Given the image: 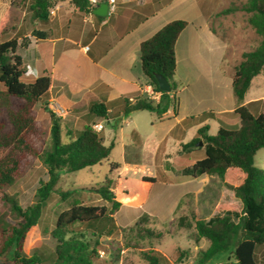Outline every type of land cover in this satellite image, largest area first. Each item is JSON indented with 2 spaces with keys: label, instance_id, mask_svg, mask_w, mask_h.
Returning <instances> with one entry per match:
<instances>
[{
  "label": "trees",
  "instance_id": "16d2710c",
  "mask_svg": "<svg viewBox=\"0 0 264 264\" xmlns=\"http://www.w3.org/2000/svg\"><path fill=\"white\" fill-rule=\"evenodd\" d=\"M80 12H92L89 0H71ZM52 10V0H31L29 11L35 20L48 21ZM243 11L248 15V23L262 38L257 48L245 52L235 69L232 86L235 98L243 102L252 80L264 69V0H248ZM101 21V18L93 15ZM188 23L175 20L140 45V61L143 75L155 91L161 92L159 101L148 97L135 102L122 99L124 117L141 111L155 112L163 118L170 106H176L175 95L179 86L175 81L177 61L176 44L180 34ZM5 23L0 24V109L8 112L13 130L5 132L0 120V204H8L18 218L15 225L2 228L3 243L0 259L6 258L12 264H96L103 248L100 239L113 238L120 228L115 213L121 204L111 188L110 180L98 189H93L108 206L74 204L62 211L56 220L51 237L56 241L54 251L46 254L35 253L27 256L24 241L27 234L36 227L41 219L43 208L51 194L55 192L63 173H74L108 161L114 143L105 145L104 137L89 123L81 130L67 128L64 138L61 120L49 108L53 79L71 82L59 73L44 72L32 82H25L27 68L23 57L18 53V40L1 41L6 32ZM163 76L171 85V92H162L155 75ZM23 102L17 110L12 108V100ZM88 114L93 118L107 121L110 118V105L87 93ZM43 103L42 110L49 116L50 147L41 151L35 139L36 123L34 107ZM234 114L239 116L238 128L221 126L216 135L208 134V126L198 130V138L183 144V151L204 143L205 157L184 170V174L199 178L201 176L218 177L226 188L233 191L241 201L240 212L226 210L222 215L209 220H197L195 230L200 239L209 242V247L200 254L198 264H216L234 261V264H264V257L257 254L264 246V170L256 165L257 152L264 149V113L255 115L247 106H241ZM211 112L201 117H213ZM40 160L47 169L49 181L37 190L38 201L23 209L17 200L8 195L7 190L20 179L34 160ZM112 170L121 167L111 164ZM233 173V181L227 180ZM157 183L155 177H143V187L150 190ZM63 199L76 193L59 192ZM149 217V216H147ZM146 221L147 219L144 218ZM179 224L183 227V220ZM188 227H191L190 225ZM147 236L159 239L161 233L154 234L146 230ZM151 250L143 254L148 264H162L164 256Z\"/></svg>",
  "mask_w": 264,
  "mask_h": 264
},
{
  "label": "rangeland",
  "instance_id": "374dc122",
  "mask_svg": "<svg viewBox=\"0 0 264 264\" xmlns=\"http://www.w3.org/2000/svg\"><path fill=\"white\" fill-rule=\"evenodd\" d=\"M203 7L213 9L212 26L230 43L229 54H232L233 45H238L244 52L254 50L260 44L262 38L258 36L248 23L249 15L243 11L248 0H198ZM31 0H0V24L5 23L6 32L2 39H17L22 47L20 54L25 57L26 67L29 69L23 81H33L32 58L34 57L33 31L47 30L42 21L35 20L29 11ZM71 0H52V18L61 16L64 24L67 19L73 21L76 16L68 15L73 8ZM187 6V5H186ZM185 6V9L188 7ZM184 9V6H183ZM184 9V10H185ZM185 12V11H184ZM65 14V15H64ZM185 16V13H182ZM64 16V17H63ZM46 32V31H45ZM53 33V31H49ZM55 32H60L57 29ZM74 49H77L76 47ZM257 79L264 80V74ZM65 89L54 87L51 92L53 101L62 105L64 116L61 120L63 137H66L67 128L81 130L90 123L88 114L89 103L82 93L78 95V101L68 102L69 98L63 92ZM264 96V86L261 89L253 88L248 98ZM48 101V106L50 104ZM23 102L12 100V108L17 110ZM44 104L38 103L34 107V120L36 123L35 139L41 151L50 147V121L49 116L42 110ZM49 108V107H48ZM153 113L146 111L138 113L135 123L129 120L122 127V133H118L115 147L111 151L108 161L83 169L74 173H63L53 192L46 202L41 219L36 227L27 234L24 241V252L27 256L35 253H50L54 251L56 241L51 237L58 215L74 204L108 206L102 197L94 191L110 180L111 188L120 202L121 207L115 213V219L120 232L113 238H102L100 242L103 248L100 250V258L96 264H148L143 254L154 250L159 256H164L162 264H198L200 254L209 247V242L200 239L195 230L197 220H209L214 216L222 215L226 210L240 212L242 203L234 197L233 191L225 187L218 177H208L204 183V177L193 178L185 175L183 170L205 156L204 143L190 148L193 155L185 157L181 146L180 151L174 148L172 155L165 158L161 154L154 155L157 145L154 141L135 145H129L134 125L144 136L151 130ZM0 120L3 122L5 132H12L13 125L8 118L5 108L0 109ZM193 121L192 118L188 119ZM93 121H97L93 118ZM102 121V120H99ZM196 123L199 120H195ZM210 135L217 134L218 127L209 120ZM103 129L99 131L109 146L114 141V122H102ZM104 130V131H103ZM198 138V135L195 139ZM164 145L162 146V148ZM165 148V147H164ZM126 149V151H125ZM151 153L152 155H149ZM137 161H134L135 159ZM256 165L264 167V149L257 152ZM112 163L121 165L118 169L111 167ZM131 163H134L132 166ZM264 170V168H263ZM143 177H155L157 183L148 190L142 185ZM233 173L227 175L228 181H233ZM49 177L47 169L38 159L34 160L27 168L23 176L10 188L8 195L14 197L21 208L27 209L37 203V190L43 183H47ZM94 189V190H93ZM71 197L63 199L59 192L73 191ZM149 216V217H147ZM146 218L147 221L144 219ZM183 220V227L179 224ZM18 218L12 208L5 203L0 204V249L3 243L2 228L9 224L15 225ZM191 227H188V226ZM146 230L154 234L161 233L159 239L147 236ZM260 257H264V246L257 250ZM0 264H12L6 258L0 259ZM44 264H51L46 262ZM216 264H234V261L218 262Z\"/></svg>",
  "mask_w": 264,
  "mask_h": 264
},
{
  "label": "crops",
  "instance_id": "0c3cea01",
  "mask_svg": "<svg viewBox=\"0 0 264 264\" xmlns=\"http://www.w3.org/2000/svg\"><path fill=\"white\" fill-rule=\"evenodd\" d=\"M183 6L184 9L185 6L188 8L184 10ZM70 11L68 15L77 17L73 21L67 19V24H64L61 16H50L48 21L41 22L46 27V32H32L35 40L31 63L33 81L44 72L59 73L71 84L53 79L51 92L54 87L62 90L68 86V91L63 92L69 98L68 102H77L79 93L85 97L87 93H91L97 98L106 99L111 108L107 122H114L116 130L111 137L113 143L127 120L135 123L134 117L146 112L124 117L122 99L135 102L139 98L148 97V92L153 89L142 73L141 43L175 20L188 23L180 34L175 49V81L179 90L169 98L175 96L176 106H170L162 119L152 112V130L145 136L134 125L131 140L125 148L135 145L137 141L148 144L152 140L157 145L154 155L161 154L169 158L173 154L171 145L180 151L183 144L195 139L201 127L206 125L209 128V120L216 124L218 132L221 126L229 129L240 126L239 116L234 112L241 106H247L255 115L264 113V96L248 98L254 87L261 89L264 86V80L257 79L264 74V69L252 80L245 99L239 103L233 92L232 78L245 52L238 45H233L232 54H229L230 43L212 26L214 13L207 4L203 7L198 0H116L114 12L106 19L101 18V21L80 12L75 6ZM51 13L55 15V11ZM182 13L186 15L183 16ZM57 29L60 32H55ZM11 39L14 38L1 41ZM21 47L22 44L18 41L19 54ZM20 55L25 62V57ZM29 72L27 68V74ZM209 112L214 116L201 117ZM189 118L194 120L191 122ZM96 119L97 121H93L91 117L89 124L102 125L104 120ZM197 119L198 123L195 122ZM208 134L210 135V128ZM163 145L165 148H162ZM192 155L193 151L190 149L184 153L185 157ZM137 160L136 158L134 161ZM202 177L205 184L209 176Z\"/></svg>",
  "mask_w": 264,
  "mask_h": 264
},
{
  "label": "built area",
  "instance_id": "2783aa9c",
  "mask_svg": "<svg viewBox=\"0 0 264 264\" xmlns=\"http://www.w3.org/2000/svg\"><path fill=\"white\" fill-rule=\"evenodd\" d=\"M104 1H106V3L109 5V14L114 12L116 0H89V4H90L92 12L88 15L93 16L94 15L93 11L95 10V8L98 5H100L101 3H103ZM88 49L89 48H86V50H88ZM161 95H162V93L155 91L154 88L153 89L151 88V90L148 92V98H150L152 100H159ZM48 107L56 116L63 118L65 110L62 107V105L51 100ZM103 128L104 127L101 124L93 126V129L97 132L101 131Z\"/></svg>",
  "mask_w": 264,
  "mask_h": 264
},
{
  "label": "water",
  "instance_id": "95a60500",
  "mask_svg": "<svg viewBox=\"0 0 264 264\" xmlns=\"http://www.w3.org/2000/svg\"><path fill=\"white\" fill-rule=\"evenodd\" d=\"M93 14L99 18L106 19L109 15V5L106 3L98 5L93 11ZM155 77H156L160 90L165 93H170L171 85L169 84V82L163 76L159 74H156ZM201 145H202V142L200 141L198 143V146H201Z\"/></svg>",
  "mask_w": 264,
  "mask_h": 264
}]
</instances>
